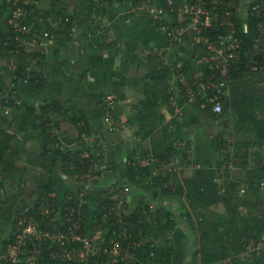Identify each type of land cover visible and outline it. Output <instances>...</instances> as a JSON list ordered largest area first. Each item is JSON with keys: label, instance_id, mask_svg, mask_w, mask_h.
<instances>
[{"label": "trees", "instance_id": "trees-1", "mask_svg": "<svg viewBox=\"0 0 264 264\" xmlns=\"http://www.w3.org/2000/svg\"><path fill=\"white\" fill-rule=\"evenodd\" d=\"M114 2L115 0H0V86L6 89L1 70L7 67L9 71L14 69L11 72L15 73L12 75L15 87L25 84L28 79L29 84L35 85L39 90L37 105L17 102L8 105L16 119L26 114L36 121L32 131L42 145L40 152L29 150L27 141L19 139L0 120V255L14 239L16 212L24 208L31 210L34 220L42 228L51 230H62L63 223L67 222L65 213L77 216L76 211L80 210L84 216L81 232L86 237H93L98 233L103 238L99 245L103 250L111 249V241H114L120 242L124 250L136 253L139 250L137 243L144 242L147 238V219L154 217L159 224L165 223V211L160 207L162 200L175 197L185 200L196 219L201 264H264V188L260 186L264 181L263 54L256 57V69L249 67L244 60L231 66V95L224 101L221 114L213 113L211 106L201 108L202 99L194 102L196 108L214 123L224 122V119L231 116L232 129L220 130L212 140V146L218 155L215 167L218 174H222L224 169L236 171V176L243 180L244 185H248L245 194L236 190V186L239 182L242 184V181L234 185L231 183L232 179L227 178L222 185L204 169L184 182L176 171L161 172L160 161L146 155L138 160L130 156L125 164L137 170L140 183L149 184L153 192L158 193L159 201L153 213L149 211L145 198L134 200L135 207L127 211L129 206L126 205L124 211L120 203L125 204L128 198L121 185L115 184L95 192V187L101 186V174L104 172L96 171L103 165L100 161V141L98 138L94 139L86 114L77 107L66 106L51 95L48 82L51 75L56 73H62L66 80L83 81L87 79L86 73L91 68L88 64L90 52L116 49L118 42L115 39L106 42L110 37L107 36L109 29L105 22L101 23V19L108 16L109 8ZM254 4L264 6V0L254 1L248 6ZM132 5H137L134 7L136 12L139 10L136 13L137 21L152 27L154 22L147 7L163 8L167 6V2L133 0ZM18 8L31 13L23 17L31 32H25L19 38L11 24L14 11ZM242 21L243 19L239 20V25ZM259 21H262V16L248 18L246 38L255 39L258 36L255 25ZM154 27L159 29L158 25ZM96 28L106 36H102V43L92 33ZM215 29V32L206 33L211 35V39L226 32L222 27ZM72 30L75 38L71 37ZM59 38L70 43L72 52L67 57L50 61L48 51L51 46L56 45ZM33 41H36L35 45L31 44ZM35 61L36 68H33ZM73 62L75 65L82 63L88 66L83 68L81 75L78 73L73 76ZM181 70L191 82L200 83L212 75L219 78V72L212 62L201 66L185 63ZM167 72L169 74L168 70ZM180 95L182 97V91ZM117 102L114 104L115 110L111 109L112 114L116 112ZM54 114L70 115L67 120L78 131V144L66 145L60 140L54 132ZM115 116L119 119L117 113ZM113 164L114 162L108 163L110 171L118 169ZM95 175L98 178L90 180V176ZM67 183L71 186L67 187ZM87 183H92V192L87 189L84 193ZM49 202L56 203L57 206L58 221L55 224L50 223L44 214ZM166 221V228L170 229L171 221ZM8 225L11 226L9 232L4 230ZM5 233L7 235L4 238ZM260 244L262 246L258 248ZM146 245L151 251L156 250V247L152 249L151 240H147ZM250 245L252 247L249 249ZM155 253L157 264V251ZM109 258L110 255L102 251L99 255L88 257L87 264H107ZM118 264H130V260L126 259Z\"/></svg>", "mask_w": 264, "mask_h": 264}, {"label": "crops", "instance_id": "crops-1", "mask_svg": "<svg viewBox=\"0 0 264 264\" xmlns=\"http://www.w3.org/2000/svg\"><path fill=\"white\" fill-rule=\"evenodd\" d=\"M240 1L243 7H247L258 0ZM132 3L133 0H116L109 8L105 23L109 29L107 36L110 37L106 42L115 39L118 43L113 51L89 53L88 64L91 68L86 73L87 79L66 80L62 73H56L51 75L48 82V91L51 95L66 106L77 107L90 120L94 139L98 138L101 145L100 161L114 162L113 165L118 167L117 170L105 173L103 181L100 182L101 186L95 187V192L108 189L115 184L121 187L129 186L131 188L129 200L133 208L136 205L134 200L140 198H145L148 205H156L159 201L158 193L153 192L149 184L140 183L137 170L125 164L128 157H136L138 160L142 155L158 159L161 163V172L176 171L184 182L204 169L222 185L227 178H231V183L236 185L238 181H242L237 179L236 171L224 169L222 174L217 173L215 164L218 155L212 146V140L220 130L232 129L231 116L224 119V122L214 123L196 108L195 103L187 104L181 100L180 86L176 78L182 73L181 69L187 61H191L190 65H195V57L200 51L191 47L189 42L181 45L182 47L172 48L166 34L160 28L154 27L158 25L157 23L152 20L154 24L149 27L137 21L136 13L139 10L135 12L134 7L137 5L133 6ZM94 32L92 31L96 40L102 43V35H96ZM141 44H145V48ZM60 45L59 47L55 45L54 51H48L50 61L71 54L69 42L67 47H64L63 42H60ZM185 45L192 48L193 53L190 56L186 55ZM161 47H168L169 51L167 49L166 52L172 61V67L165 66L153 54L152 51ZM74 62L73 76L78 73L81 75L83 68H87L88 65L86 63V66L82 63L75 65ZM19 94L26 105L38 104L39 90L35 85L27 84L20 87ZM110 94L115 95L118 100L116 112L112 114L115 122L113 126L106 121L108 110L105 105ZM179 102L182 106L181 111L176 106ZM113 109L115 110V107ZM61 118L70 119V115H52L54 128L58 126ZM17 119L14 130L18 133L27 131L29 124L33 130L35 120L32 117L23 114ZM66 124L68 125L64 127L65 130L71 127L78 135L72 124ZM58 129L62 131L61 126H58ZM57 135L62 141L60 135ZM30 146L31 144L28 148ZM32 147L35 149L37 145L32 144ZM241 186H244L243 181ZM246 191L247 189L243 190L242 194ZM132 206L130 205L131 209ZM160 207L165 211V219L171 221L170 229L166 228V220L165 223L159 224L153 217L146 222V235L156 244L157 264H201L198 254L200 236L196 221L193 219L194 215L188 209L185 200L175 197L164 198ZM130 264H150L148 247L139 249Z\"/></svg>", "mask_w": 264, "mask_h": 264}, {"label": "built area", "instance_id": "built-area-1", "mask_svg": "<svg viewBox=\"0 0 264 264\" xmlns=\"http://www.w3.org/2000/svg\"><path fill=\"white\" fill-rule=\"evenodd\" d=\"M147 1L151 3V0ZM166 2L167 6L163 8L158 6L147 8L153 21L168 37L170 46L180 47L189 42L191 47L200 51L195 57L194 64L201 66L212 62L219 72V78L212 75L200 83L191 82L184 73H179L176 81L181 88L182 98L187 104L202 99L203 108L211 106L213 113L221 114L224 101L231 95L229 84L231 66L244 60L249 67L256 69L258 64L256 57L264 55V44L262 43L264 41V6L254 4L250 7H243L240 0H179V2L178 0H166ZM30 14L29 11L21 8L14 11L11 24L17 38L25 32H31L30 27L23 20L24 16ZM256 16H262V21L255 25L258 36L255 39H248L245 37L248 18ZM240 19H243L241 25H239ZM217 27L225 28L226 32L219 34L216 39L213 37L211 39V35L206 33L215 32ZM71 37L75 38L74 30H72ZM28 44L35 45L36 41ZM167 49L168 47H161L159 51L152 52L165 66L172 67ZM13 74L15 73L11 72V78ZM24 83L29 84V80L26 79ZM12 102L21 103L16 91L6 92L0 86V110H3L4 114H10L11 108L8 104ZM114 104V96H109L106 121L111 126L115 123L111 112ZM176 106L179 111L182 110L180 104ZM94 178L96 177L90 176V180ZM260 186L264 188V181ZM85 203L84 201L83 204ZM45 208L44 214L47 215V220L55 224L58 221L56 203L49 202ZM76 213L77 216L73 213H65L64 218L67 222L63 223V229L51 230L42 228L41 224L34 220L31 210L24 208L15 217L14 239L7 245L5 253L0 255V263L87 264L88 257L99 255L102 251L110 255L107 264H118L128 259L130 252L124 250L120 242L111 241V249L103 250L97 242L101 238L100 234L93 239L86 237L81 232L83 213L80 210ZM261 246L262 244L258 248ZM251 247L250 245L249 249ZM151 255L155 256L154 253Z\"/></svg>", "mask_w": 264, "mask_h": 264}, {"label": "rangeland", "instance_id": "rangeland-1", "mask_svg": "<svg viewBox=\"0 0 264 264\" xmlns=\"http://www.w3.org/2000/svg\"><path fill=\"white\" fill-rule=\"evenodd\" d=\"M116 1V0H115ZM136 12V11H135ZM105 18H107V17H105ZM105 18H103V19H101V23H103V22H105ZM60 23H59V25H58V27H60ZM104 31V30H103ZM60 32H64L63 30H60ZM96 35H102L103 36V32H101V31H99L97 28L95 29V32H94ZM60 42H63L64 43V47L66 46H68V42L65 40V39H63V38H59V39H57V43H55L56 44V46L57 47H59V46H61L60 45ZM66 43H67V45H66ZM29 46V45H28ZM141 46H144V48H145V44H141ZM180 47H182V46H180ZM28 48H31L32 49V47H28ZM51 48V49H50ZM49 49V51H54V46H51ZM61 48V47H60ZM158 49H160V48H158ZM184 50L185 51H187V54L186 55H188V56H190L192 53H193V51H192V48H189L187 45H185V48H184ZM157 51V50H156ZM155 51V52H156ZM169 51V50H168ZM179 51H181V48L179 49ZM62 52H63V50H62ZM154 52V51H153ZM65 53V52H64ZM66 53H67V51H66ZM167 55H169V54H167ZM187 63H191V61H187ZM35 65H36V63H34V66H33V68H36L35 67ZM1 73H2V75H1V77H2V80L5 82V87H6V92H10V93H12V91H15V89H17V97L20 99V101L23 103V99H22V97H21V95L19 94V91H20V87H22V86H25V85H17L16 87L15 86H13L12 85V78H11V71H9V69L7 68V67H4L2 70H1ZM29 85V84H28ZM109 96H114V97H116L115 95H113V94H110ZM115 101L117 102L118 100H117V97H116V99H115ZM115 102V103H116ZM107 105H108V99H107V104H106V108H107ZM115 106H113V108H114ZM14 115V112H12V110H11V112H10V114H4V111L3 110H0V120L2 121V123L4 124V126H6V127H8L11 131H14L13 133H15V134H17V136H18V138L19 139H23V140H26L27 141V143H28V146L31 144V146L29 147V149H33L34 151H36V152H40V150H41V148H40V145H41V143L37 140V138H36V136H34V134L31 132V130H32V128H30V124H29V126H27V127H29L28 128V130L27 131H25V132H23V133H18L17 132V130H14V127H16V125H17V122H18V119H16V117H14L13 116ZM18 118V117H17ZM63 122H66V123H69L68 122V120L66 119H60V121L58 122V126H61V129H62V131L61 130H59L58 129V126L56 125V128H54V130H55V133H57V134H59L60 135V137L63 139L62 140V142H64L66 145H69V144H72V145H76V144H78L79 143V137H78V135L74 132V130H73V128H68L67 130H65L64 129V127H66L68 124H66V123H63ZM34 124L36 123V121H34L33 122ZM120 125H122V123L120 124ZM77 135V136H76ZM226 138L228 139V136L226 135ZM38 141V142H37ZM230 141V140H229ZM90 144H92L91 143V141L89 142ZM32 144H33V146H35V145H37V147H35V149H34V147H32ZM38 144H39V146H38ZM71 145V146H72ZM42 146V145H41ZM33 150H31V151H33ZM126 160V159H125ZM105 167V168H104ZM100 170H103L104 172H102V176H103V179H104V175H105V173H107V171H109L110 172V170L108 169V163L107 162H105V163H103V165L101 166V167H99L96 171L98 172V171H100ZM95 177L96 178H98V175H95ZM103 179H102V181H103ZM237 179L238 180H240L238 177H237ZM243 181V180H242ZM239 182V181H238ZM91 185H92V183H87V186H88V192H91L90 190H91ZM69 186H71V184L70 183H67V187H69ZM30 187V186H29ZM126 187H129V186H126ZM126 187H122V190H123V193L125 194V196H127V202L125 203V204H123V203H120L121 204V206L124 208L123 210L124 211H126V205L127 206H129V208H128V210L127 211H131L132 209L130 208V205L132 206V204H131V202H130V200H129V194H130V192H131V188L129 187V191L128 192H126L125 190H124V188H126ZM236 190H239V191H243V190H245V189H247L248 190V185L247 184H245L243 187L241 186V182H239L238 183V185L236 186ZM9 193V192H8ZM9 195V194H8ZM132 208H133V206H132ZM149 208H150V210L149 211H155L156 210V208H155V205H149ZM188 209H189V207H188ZM17 213V212H16ZM194 215V214H193ZM185 217H187V216H185ZM193 219H194V221H196V219H195V217L193 216ZM11 228V226L10 225H8V226H6L5 227V229L4 230H6V231H8L9 229ZM9 232V231H8ZM6 235H7V233H5V235H4V238L6 237ZM98 235V233L97 234H95L93 237H89L88 236V238L89 239H93L95 236H97ZM147 240H151V238H149V237H147L146 238V240L143 242V241H141L140 243H137V246H139V249H141L142 247H148V249H149V257H150V253H151V249L149 248V246H147L146 245V241ZM101 241H103V238L101 237L97 242H98V244L100 245V243H101ZM152 241V245H151V247H152V249H154L155 247H156V244L154 243V241L153 240H151ZM6 248V247H5ZM155 251H157V248H156V250ZM129 252L130 253H132V254H130L129 255V257H128V259L130 260V263H132L133 262V259H134V256L136 255V253H133L132 251H130L129 250ZM5 253V252H4Z\"/></svg>", "mask_w": 264, "mask_h": 264}, {"label": "bare ground", "instance_id": "bare-ground-1", "mask_svg": "<svg viewBox=\"0 0 264 264\" xmlns=\"http://www.w3.org/2000/svg\"><path fill=\"white\" fill-rule=\"evenodd\" d=\"M102 18V16H100L99 17V19H101ZM161 49V48H160ZM160 49H158L157 51H159ZM180 89V91H181V88H179ZM181 100H183V98L181 97ZM183 102H186L185 100H183ZM177 104H181V102H179V103H177ZM105 168V167H104ZM88 189V186H86V189H85V191H84V193H86V190ZM126 189H129V187H126V188H124V190L126 191V192H128ZM19 212H17L16 214H15V217H16V215L18 214ZM15 217H14V219H15ZM100 237H102L101 236V234H100ZM152 253H154V257H152ZM155 259H156V253H155V251H151V253H150V264H156L155 263Z\"/></svg>", "mask_w": 264, "mask_h": 264}, {"label": "flooded vegetation", "instance_id": "flooded-vegetation-1", "mask_svg": "<svg viewBox=\"0 0 264 264\" xmlns=\"http://www.w3.org/2000/svg\"><path fill=\"white\" fill-rule=\"evenodd\" d=\"M24 85H27V84H24Z\"/></svg>", "mask_w": 264, "mask_h": 264}]
</instances>
